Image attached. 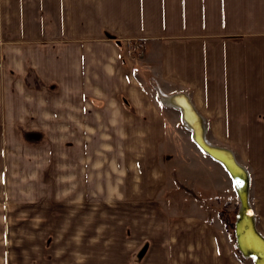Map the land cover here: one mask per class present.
<instances>
[{"label":"crops","instance_id":"1","mask_svg":"<svg viewBox=\"0 0 264 264\" xmlns=\"http://www.w3.org/2000/svg\"><path fill=\"white\" fill-rule=\"evenodd\" d=\"M154 81L186 91L248 169L264 234V0H0V121L59 123L62 196L134 207L119 241L91 249L115 250L108 264H242L205 210L227 197V168ZM173 184L184 211L165 204Z\"/></svg>","mask_w":264,"mask_h":264},{"label":"rangeland","instance_id":"2","mask_svg":"<svg viewBox=\"0 0 264 264\" xmlns=\"http://www.w3.org/2000/svg\"><path fill=\"white\" fill-rule=\"evenodd\" d=\"M58 125L0 121V264H91L88 258L94 252L102 258L100 264H108L115 250H93L88 240L95 236L104 246L108 232L117 233V241L123 237L124 215L134 210L132 204L90 199L78 203L75 190L62 196ZM181 188L171 185L166 196V206L175 212L188 208ZM226 189L225 200L208 203L205 210L221 218L241 263L254 264L236 248L239 199L230 174ZM116 252L124 253L119 248Z\"/></svg>","mask_w":264,"mask_h":264},{"label":"water","instance_id":"3","mask_svg":"<svg viewBox=\"0 0 264 264\" xmlns=\"http://www.w3.org/2000/svg\"><path fill=\"white\" fill-rule=\"evenodd\" d=\"M160 94H161V99L170 105H173L175 107H178L181 112H182V119L183 122L190 127V129L192 130V134H193V138L194 140L208 153H210L212 156H214L215 158H218L219 160L222 161V163L225 165V167L230 171V169L228 168L227 164L224 162V160L218 156H215L212 152H210V150H208V148H206L199 140H198V134L199 132H201V135L204 136V138L206 139V144L208 145V147H212V148H219L220 150H222L223 152L226 153V155H228L230 159H232L241 169H243V171H247L246 168H244L245 166L242 165V163H240L237 159V156L234 152V150L232 148L229 147H224L222 145L219 144H211V140L207 137L206 134V129H207V120L205 119V117L199 112V110L196 108V106L194 105V103L192 102L190 96L188 95V93L186 91H175V92H171V93H166L164 91H162V89H160ZM200 126V127H199ZM210 140V141H209ZM231 173V172H230ZM246 174H248L246 172ZM232 175V174H231ZM233 176V175H232ZM241 180L239 182H235L234 181V186L236 188V191L238 193V199H239V207H238V211L236 213V218H235V223H234V232H235V237H236V246L238 247V249L240 250V252L247 256V257H252L253 261L255 264L260 263V253H258L257 248H252L251 252H247L244 250L243 246H242V240H241V234H242V230L240 229V223L239 221L241 220V218H243L244 214H246V212H249L252 216V224L254 226L256 235L261 238L264 241V234L256 227V214L254 212L253 206H252V202L248 199V203L247 205L244 204L242 197L239 194V191L237 190V185H245V178L243 176L242 173H240L238 175ZM248 181H249V177H248ZM248 207V211H246V207ZM247 227V225H246ZM243 236V235H242Z\"/></svg>","mask_w":264,"mask_h":264},{"label":"bare ground","instance_id":"4","mask_svg":"<svg viewBox=\"0 0 264 264\" xmlns=\"http://www.w3.org/2000/svg\"><path fill=\"white\" fill-rule=\"evenodd\" d=\"M163 103H165V102L163 101ZM198 140L206 148H208V150H210V152H212L215 156H218V157H220V158H222L224 160V162L227 164L228 168L230 169V171L227 169L228 173L230 175L231 174L233 175V176L231 175L233 183H234V181L235 182H239L241 180V178L238 175L240 173L243 174V176L245 178V185H237V188H238L237 190L239 191V194L242 197V200H243L244 204L247 205L248 199L251 201V198H250L251 197V176H250V173H249L248 169L246 167H244V168L247 169V171L246 170L243 171V169H241L232 159L228 158L229 156L226 155V153L223 152L222 150H220L219 148H215L214 149L212 147H208V145L206 144V139L204 138L203 135H201V132H199V134H198ZM211 144L215 145L217 143L211 142ZM224 147H228V146H224ZM208 154L211 155L210 153H208ZM212 157L222 163V161L219 160L218 158H215L214 156H212ZM242 165H244V164H242ZM246 172L248 174H246ZM248 177H249V181H248ZM235 190H236V188H235ZM236 193H237V191H236ZM237 196H238V193H237ZM246 205H245V207H246ZM246 211H248V207H246ZM256 220H257V217H256ZM239 223H240V229L242 230V234H241L240 238L242 240V246H243L244 250L247 251V252H251V249L256 247L258 253H260V259H261L260 263H258V264H264V241L256 235L254 226L252 224V216H251V214L249 212H246V214H244L243 218H241ZM246 225H247V227H246ZM256 227L258 228L257 222H256ZM248 258L252 259V257H248Z\"/></svg>","mask_w":264,"mask_h":264},{"label":"built area","instance_id":"5","mask_svg":"<svg viewBox=\"0 0 264 264\" xmlns=\"http://www.w3.org/2000/svg\"><path fill=\"white\" fill-rule=\"evenodd\" d=\"M153 80H154V79H153ZM154 83H155L156 87L159 88L158 84H157L155 81H154ZM162 102H163V101H162ZM191 188H192V189L189 190L190 193L193 192V187L191 186Z\"/></svg>","mask_w":264,"mask_h":264},{"label":"trees","instance_id":"6","mask_svg":"<svg viewBox=\"0 0 264 264\" xmlns=\"http://www.w3.org/2000/svg\"><path fill=\"white\" fill-rule=\"evenodd\" d=\"M230 225V224H229ZM238 249V247H236ZM239 250V249H238ZM240 251V250H239Z\"/></svg>","mask_w":264,"mask_h":264}]
</instances>
